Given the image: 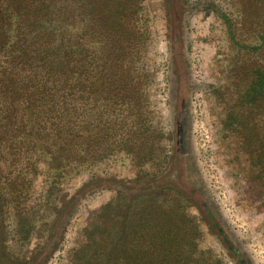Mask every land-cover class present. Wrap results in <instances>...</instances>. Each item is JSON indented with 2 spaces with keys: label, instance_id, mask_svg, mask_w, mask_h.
<instances>
[{
  "label": "rangeland",
  "instance_id": "1",
  "mask_svg": "<svg viewBox=\"0 0 264 264\" xmlns=\"http://www.w3.org/2000/svg\"><path fill=\"white\" fill-rule=\"evenodd\" d=\"M85 9L68 46L79 27L90 45ZM114 9L133 25L127 37L140 42L126 61L141 105L133 112L146 125L141 137L116 144L149 154L105 153L111 140L101 133L99 161L79 173L40 157L33 180L21 181L25 167L10 170L6 162L0 185L10 202L0 197V257L8 264H105L107 255H140L126 247L134 239V249L147 242V264H264V91L252 89L264 63V0H115ZM69 10L80 15L72 3ZM52 15L35 28L58 30L63 18L56 8ZM107 28L103 21L102 53ZM37 34L19 32L17 15L7 31L0 17V64L7 50L28 48Z\"/></svg>",
  "mask_w": 264,
  "mask_h": 264
},
{
  "label": "trees",
  "instance_id": "2",
  "mask_svg": "<svg viewBox=\"0 0 264 264\" xmlns=\"http://www.w3.org/2000/svg\"><path fill=\"white\" fill-rule=\"evenodd\" d=\"M62 1H0V17L5 30L12 29L17 15L19 32L30 28L31 33H38L28 48L18 46L21 52L15 46L7 50V58L0 64V177L5 172L2 166L11 160L9 169L24 166L25 170L18 178L32 181L40 157L58 166L64 160L71 173L85 171L100 159L98 141L101 133L111 140L104 145L105 153L124 151L142 159L149 154L144 146L136 153L130 145L116 144L125 136L132 139L141 137L142 129L146 128L145 119L141 115L138 119L133 112L141 105L137 104L140 100L133 96L132 59L126 61L128 56L133 55L135 44L140 47L138 40L133 42L127 37L126 30L133 31V25L124 13L114 9L115 0H109L104 5H99V0H66V4ZM70 1L79 9L80 15L71 13ZM85 7L93 26L90 45L85 48L84 27H79L75 44L68 46L73 38L72 28L76 27L74 22L86 17L83 15ZM55 8L63 23L58 30L41 33L35 25H39L42 19L51 22ZM103 21L108 28L106 47L102 53L98 45L103 38L99 29ZM121 30L124 38H121ZM66 35H70L68 42ZM30 50L37 52L38 56L29 54ZM23 54L25 62L21 60ZM101 59L105 63L99 62ZM103 82L106 83L105 95L101 89ZM252 84L258 95L264 91V63ZM100 111L106 114L102 118ZM259 164L260 188L264 193V160ZM5 189L0 185L1 203L6 199ZM119 229L121 226L111 229L113 232L106 241L107 246L114 245L112 237L121 232ZM142 242L137 243L136 249L134 239L126 246L128 250H136L140 254L135 258H123L124 255L111 258L107 255L105 264H147L145 252L149 246L145 245L147 242ZM124 252L126 254L127 251ZM0 264L8 263L0 257Z\"/></svg>",
  "mask_w": 264,
  "mask_h": 264
}]
</instances>
